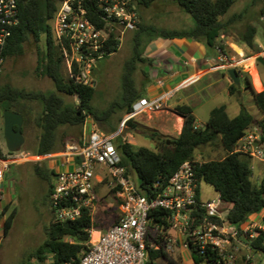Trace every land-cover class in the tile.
I'll return each mask as SVG.
<instances>
[{
  "label": "trees",
  "instance_id": "16d2710c",
  "mask_svg": "<svg viewBox=\"0 0 264 264\" xmlns=\"http://www.w3.org/2000/svg\"><path fill=\"white\" fill-rule=\"evenodd\" d=\"M20 22L14 28L4 51L5 58L22 54L25 44L30 40L40 41L45 36V50L39 63V71L51 78L57 92L46 93L43 91H27L0 83V112L6 109L18 111L25 117L26 103L35 101L41 105L40 115L36 121L41 128L40 138L37 144V155L54 153L58 149L59 130L62 126L83 128L87 117L94 116L100 119L94 112L91 102L95 95V84L85 85L64 75L63 60L59 46L55 40L52 23L58 9L60 0H18ZM181 7L194 19V25L190 29H160L147 25L144 20L139 22V33L133 37L134 60L145 61L142 57L147 43L157 37L184 38L195 37L203 42L208 48L226 52L228 46L220 37L230 31L232 25L241 18L240 14L228 16L227 13L235 0H177ZM152 0H145L142 6H148ZM264 12V11H262ZM140 32L148 34L147 40L142 42ZM258 29L254 25H248L243 33V41L251 48L254 47V39ZM120 41L111 33L110 50H118ZM136 67L134 63L128 65L123 78V111L129 114L133 104L141 98L133 78ZM0 76V81H1ZM230 78V76H229ZM229 91L236 94L238 85L230 78ZM247 88H251L256 105L264 115V90L256 91L249 79L246 80ZM66 96H75L78 101H69ZM175 112L183 117L184 122L180 134L172 139L165 137L158 130L151 129L137 123L134 118L127 120L130 130L142 133L155 143V148L147 146L136 147L124 140L117 142V148L121 157V164L127 167L128 172L135 174L139 190L142 194L152 198L156 191L166 186L180 165L189 159H195L197 148L214 143L216 139L226 151L221 159L205 160L197 164L196 174L199 182L198 199H200V184L205 182L211 185L226 206L229 207L227 219L236 226L246 222L251 216L264 210V168L260 182L253 180L252 159L247 155L235 152L238 140L245 131L255 124V118L250 111L242 106L238 115L229 116L226 106L221 105L212 109L209 119L204 127L196 128L194 107L183 103L175 107ZM122 119V118H121ZM258 126L263 133L264 140V117ZM118 137V136H117ZM0 139V150H1ZM39 176L50 181V192L53 182L52 176L56 173L49 169H38ZM159 183V187H155ZM50 194V193H49ZM51 209V208H50ZM52 211V210H51ZM4 236H7L13 227L18 210L10 209V204L4 207ZM53 213V212H52ZM168 211L155 208L151 212L150 226L159 224L164 229L168 227ZM3 215H0V220ZM264 222V215L262 217ZM95 228L92 216L85 212L81 218L71 221L69 226L53 220L46 231L49 235L47 242L41 246L37 253L42 255L45 248L53 253L55 264H76L81 256L89 250V230ZM257 235L250 239L252 251L264 255V229H257ZM152 232L149 231V236ZM68 238V239H67ZM71 239V240H70ZM146 248L149 254V262L153 264H181L177 259L170 257L163 248L153 249L150 240H146ZM195 264L207 262L214 264L219 255L217 252L208 250L201 255L197 250L191 252ZM43 260L44 257L40 256ZM159 259L167 260V263H159Z\"/></svg>",
  "mask_w": 264,
  "mask_h": 264
},
{
  "label": "built area",
  "instance_id": "2783aa9c",
  "mask_svg": "<svg viewBox=\"0 0 264 264\" xmlns=\"http://www.w3.org/2000/svg\"><path fill=\"white\" fill-rule=\"evenodd\" d=\"M143 1H59L52 29L70 78L85 85L95 84L93 72L96 65L113 53L109 46L111 33L120 41L127 30L137 29L142 21L140 5ZM261 18L264 22V13ZM19 22V1L0 0V76L6 60L5 47ZM218 52L224 66L230 67L228 53L221 49ZM166 97L140 98L133 104L126 121L157 112ZM196 128L201 126L196 124ZM115 138V135H103L97 130H91L81 145L70 146L71 154L80 157L78 165L57 172L53 178L49 201L57 222L76 221L85 212L93 219L99 201L97 184L106 179L110 189L114 190L120 209L117 221L106 231H98L94 227L89 230V250L76 264H145L149 262L147 239L150 240L151 248H163L168 253L174 252L180 242L185 249L190 252L195 249L201 255L208 250L215 251L219 258L214 264H235L240 245L252 250L250 239L257 235V229H264V226L252 221H246L240 226L231 224L227 219L229 207L219 194L211 199H203L200 193L198 199L196 166L201 161H184L168 184L149 198L140 192L135 177L121 164ZM235 152L247 155L252 161L264 163L261 129H247L238 140ZM39 158V155L22 149L5 151L1 145L0 215L3 217L6 216L3 213V197L7 172L13 164L38 161ZM251 167L255 169L253 164ZM155 187H159V183ZM155 208L170 213L167 217L168 227L164 229L155 224L152 228L156 233L149 236L151 212ZM251 258L248 253L246 259L250 261Z\"/></svg>",
  "mask_w": 264,
  "mask_h": 264
},
{
  "label": "rangeland",
  "instance_id": "374dc122",
  "mask_svg": "<svg viewBox=\"0 0 264 264\" xmlns=\"http://www.w3.org/2000/svg\"><path fill=\"white\" fill-rule=\"evenodd\" d=\"M159 2V4H158ZM152 0L149 6L140 8L141 15L147 25L160 29H190L194 25V19L186 12L177 0ZM264 11V0H235L230 7L227 15L240 14L241 18L232 25L230 31L226 32L220 39L228 46V65L236 67L240 73L241 82L238 90L232 98L226 96L225 92H213L209 89L199 91L201 82L193 85L190 89L195 90L198 94L189 100L196 112V122L204 127L206 120L209 118L213 108L221 106L228 102L229 115L236 116L240 113L242 106H245L255 118L253 127L260 130L258 123L262 119L263 113L256 105L251 88H247L246 80L249 79L256 91L264 90V66L257 61L258 56H262L264 51V25L260 21L262 12ZM255 25L258 33L254 39V47H249L243 41V33L248 25ZM139 33V29L127 30L121 37L118 50L101 59L97 66L96 73L93 75L95 81V95L91 102L94 112L100 119L89 115L86 123L94 124V129L103 135H111L113 131L118 130V137L114 139L118 141H128L138 146H147L155 148V143L147 138L141 130L133 131L127 125V121L121 118L123 111V78L126 68L134 63L136 70L133 78L139 73V69L143 68V64L134 60V40L133 37ZM142 42L147 40L148 34L140 32ZM45 50V36L40 41L30 40L24 46L22 54L8 57L5 60L4 69L0 83L3 85H13L14 87L27 91H43L46 93L57 92L54 81L47 75L39 71V63ZM253 71H256L260 77L262 88L254 82ZM63 72L66 78L68 74L65 66ZM231 81V80H230ZM137 87V86H136ZM146 87L138 84L137 90L139 94H146ZM261 88V89H260ZM62 94V93H60ZM190 90H184L179 95L188 96ZM69 101L77 102L75 96H66ZM239 106H238V105ZM25 121L23 125V133L25 143L22 150L28 151L30 154L37 155V144L41 134V128L37 124V117L41 112V105L32 101L26 103ZM237 106L240 108L237 111ZM4 112V111H3ZM154 114V113H153ZM153 114L139 115L134 118L137 122L140 119H148ZM141 125V124H140ZM178 128L171 126L163 129V135L169 139L178 136ZM161 133V132H160ZM88 134V131L87 133ZM84 137L83 128L62 126L59 130L58 146L70 150L73 142L80 145ZM0 139L5 151H8L4 136V118L0 112ZM226 155L220 139H216L214 143L203 145L197 148L195 159L205 161L211 159H221ZM38 161H29L26 163L13 164L10 168V177L13 179L16 189V203L18 210L13 227L7 236L3 235L4 218L0 220V264H55L53 253L45 248L42 255H38V249L43 246L49 239L46 228L50 222L54 220L53 214L50 213V181L39 176L38 169H47L49 166L46 159L49 155H39ZM255 166L253 171V180L260 182L263 175V166H257V161H252ZM57 171V169H55ZM134 176V174L132 173ZM52 182V181H51ZM108 180L100 183L99 201L93 222L96 227H109L115 220L118 202L114 197V190L110 189L107 184ZM201 197L203 199H211L217 196V191L209 184L202 182L200 184ZM22 196L21 202L18 198ZM264 214V210L259 212L255 219L249 218L247 221L264 223L259 220V216ZM160 231V230H159ZM151 232L156 233L151 227ZM68 239V238H67ZM71 240V239H70ZM178 250L169 253L170 257L177 259L184 264V255L179 254ZM40 256H43L42 260ZM191 253L187 250L186 261L190 259ZM245 257V256H244ZM252 260V258H251ZM245 262V261H244Z\"/></svg>",
  "mask_w": 264,
  "mask_h": 264
},
{
  "label": "crops",
  "instance_id": "0c3cea01",
  "mask_svg": "<svg viewBox=\"0 0 264 264\" xmlns=\"http://www.w3.org/2000/svg\"><path fill=\"white\" fill-rule=\"evenodd\" d=\"M156 1L158 2V0ZM142 20H144L143 16ZM260 21L264 25V22L262 21L261 17ZM223 36L224 34L221 35L220 39ZM142 57L146 58L147 60L140 61L143 64V68L139 69V73L135 76V85L138 87L139 84L143 87H146V94H140L141 98L155 99L165 95L167 96L163 100L162 108L160 110L155 112L148 119H140L137 121V123L141 124L142 126L158 130L161 133H163V129L167 127L176 126V128H178L177 130L179 135L183 126L184 119L182 116L175 112V107L178 104H189V100L198 95L195 90H191L190 88L193 85L199 84L201 82L205 83L201 84V88L199 91H203L204 89H209L213 92L223 91L225 92L227 97H233V95L229 91L231 81L227 73L228 68H226L224 64L220 61V55L218 50L208 48L203 42L197 40L195 37L173 39L157 37L153 41L146 44ZM96 70L97 66L94 69L93 75L96 73ZM253 74L256 87L258 88V84L262 88V83L258 73L256 71H253ZM187 89L190 90V95H179L182 91ZM223 105L226 106L227 112L229 114L230 108L228 102ZM238 106L237 111H239L240 109ZM194 115L197 120L195 109ZM263 117L264 115H262L261 118ZM123 119L124 121L127 119V114L123 115L121 120ZM208 119L206 120V122L208 121ZM196 124L198 125L197 122ZM119 128L118 130L113 131L111 135H115L117 137L118 132L120 131ZM93 129L94 124L85 123L83 127L84 137L82 143L88 135L86 134L87 131L89 133ZM73 144L76 143L73 142ZM45 155H49V159H46V161H44L45 163H49V166L46 168L54 171L55 173L61 170L72 169L76 167L80 162V157L72 155L71 151L64 149L61 146L58 147L56 152ZM257 166H263L264 168V163L257 161ZM55 169H57V171H55ZM9 171L7 172L6 181L4 185L3 205L5 207L6 205L10 204V209H12L18 207L16 203V189L14 188L15 185L13 179L9 175ZM134 177L137 180L135 174ZM53 178L54 175L51 179L52 182ZM100 183L102 182H98L96 189H98ZM97 193L99 197V190ZM21 200L22 196L18 198V202H21ZM50 213L53 214L51 209ZM119 213L120 209L118 208L116 218L110 226H112L117 221ZM255 215L257 216L259 214ZM255 215L251 216L250 218H257L254 217ZM263 215L258 217L259 220H261L262 222ZM5 217L6 216H4L3 218L5 219ZM109 227H95L94 229L98 231H106ZM240 246L241 249L237 255V260L235 264H264L263 254L259 252H254L244 245ZM176 250L180 252L179 254L184 255V264H195L192 259V256H190V259L186 261L187 249L182 246L181 242L180 244H178ZM248 253H250V255L252 256V260L250 261L246 259V255ZM158 262L167 263V260L159 259Z\"/></svg>",
  "mask_w": 264,
  "mask_h": 264
},
{
  "label": "water",
  "instance_id": "95a60500",
  "mask_svg": "<svg viewBox=\"0 0 264 264\" xmlns=\"http://www.w3.org/2000/svg\"><path fill=\"white\" fill-rule=\"evenodd\" d=\"M257 61L264 66V57L258 56ZM228 75L235 84H240V73L236 67L228 68ZM4 115V136L7 149L11 152L19 151L22 149L25 143V136L23 133V125L25 117L18 111L6 109L3 112ZM65 226H69V222L64 223ZM145 264H153L147 262Z\"/></svg>",
  "mask_w": 264,
  "mask_h": 264
},
{
  "label": "flooded vegetation",
  "instance_id": "af4514ba",
  "mask_svg": "<svg viewBox=\"0 0 264 264\" xmlns=\"http://www.w3.org/2000/svg\"><path fill=\"white\" fill-rule=\"evenodd\" d=\"M23 129V128H22Z\"/></svg>",
  "mask_w": 264,
  "mask_h": 264
}]
</instances>
